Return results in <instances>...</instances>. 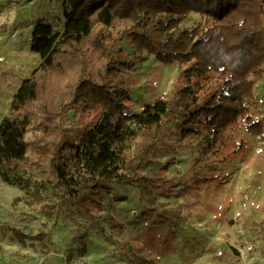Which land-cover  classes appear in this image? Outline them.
Here are the masks:
<instances>
[{
  "label": "trees",
  "instance_id": "1",
  "mask_svg": "<svg viewBox=\"0 0 264 264\" xmlns=\"http://www.w3.org/2000/svg\"><path fill=\"white\" fill-rule=\"evenodd\" d=\"M64 2L71 10L60 34L44 23L31 30L40 65L22 80L0 122V180L30 187L19 174H38L37 190L46 194L38 212L47 221L99 186L151 189L156 176L144 172L146 158L169 124L183 139H196L201 156L219 150L237 127L251 137L264 133L251 112L264 78V0ZM191 14L209 25L182 28ZM121 38L157 63L179 65L186 84L171 99L131 113L121 75L135 63ZM71 109L83 119L73 138L64 127Z\"/></svg>",
  "mask_w": 264,
  "mask_h": 264
},
{
  "label": "rangeland",
  "instance_id": "2",
  "mask_svg": "<svg viewBox=\"0 0 264 264\" xmlns=\"http://www.w3.org/2000/svg\"><path fill=\"white\" fill-rule=\"evenodd\" d=\"M70 10L64 0H0V122L22 80L40 65L30 50L31 30L44 23L60 34ZM198 25L209 23L191 14L181 27ZM119 44L135 63L121 75L131 113L171 99L186 84L179 65L157 63L124 38ZM254 93L251 112L264 125V78ZM79 112L69 110L64 125L72 138L83 124ZM196 143L169 124L146 158L144 172L156 176L151 189L99 186L52 221L38 212L46 197L37 190L38 174H19L30 187L0 180V264H264V133L251 137L237 127L205 156Z\"/></svg>",
  "mask_w": 264,
  "mask_h": 264
}]
</instances>
